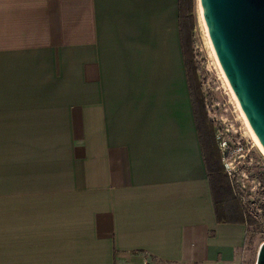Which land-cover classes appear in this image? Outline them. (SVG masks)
Returning a JSON list of instances; mask_svg holds the SVG:
<instances>
[{"label":"crops","instance_id":"1","mask_svg":"<svg viewBox=\"0 0 264 264\" xmlns=\"http://www.w3.org/2000/svg\"><path fill=\"white\" fill-rule=\"evenodd\" d=\"M215 216L177 0H0V264H240Z\"/></svg>","mask_w":264,"mask_h":264},{"label":"rangeland","instance_id":"2","mask_svg":"<svg viewBox=\"0 0 264 264\" xmlns=\"http://www.w3.org/2000/svg\"><path fill=\"white\" fill-rule=\"evenodd\" d=\"M199 9L198 0H189L187 14L196 83L204 97L205 116L214 133L213 144L222 167V181L226 180L231 188L226 201L235 199L248 221L245 257L240 264H253L257 247L264 240V230L255 227L249 218L258 223L264 220V209L259 207L264 204V154L249 132L224 73L220 72L207 42Z\"/></svg>","mask_w":264,"mask_h":264},{"label":"water","instance_id":"3","mask_svg":"<svg viewBox=\"0 0 264 264\" xmlns=\"http://www.w3.org/2000/svg\"><path fill=\"white\" fill-rule=\"evenodd\" d=\"M198 2L219 66L264 152V0ZM253 264H264V240Z\"/></svg>","mask_w":264,"mask_h":264},{"label":"trees","instance_id":"4","mask_svg":"<svg viewBox=\"0 0 264 264\" xmlns=\"http://www.w3.org/2000/svg\"><path fill=\"white\" fill-rule=\"evenodd\" d=\"M189 0H177V21L179 41L183 56V65L185 69L186 79L190 92V100L195 128L198 135L200 150L206 167L208 184L212 196V202L215 210V217L218 222H239L244 224L246 229V218H244V209L234 202L226 201L227 195H230L231 188L228 182L222 181V167L219 162V155L213 144V131H211L209 123L204 112L203 95L196 83L194 72V64L192 60V52L190 48V20L187 14ZM224 179V178H223ZM264 209V204L259 206ZM246 211V210H245ZM248 215V214H247ZM264 215V213H263ZM259 230H264V220L258 223L256 219L249 218Z\"/></svg>","mask_w":264,"mask_h":264},{"label":"bare ground","instance_id":"5","mask_svg":"<svg viewBox=\"0 0 264 264\" xmlns=\"http://www.w3.org/2000/svg\"><path fill=\"white\" fill-rule=\"evenodd\" d=\"M199 7H200V5H199ZM200 10V18H201V22H202V24H203V27H204V31H205V34H206V38H207V42H208V44H209V47H210V49H211V51H212V54H213V56H214V58H215V60H216V62H217V64H218V61H217V58H216V56H215V54H214V51H213V48H212V46H211V43H210V41H209V38H208V35H207V32H206V28H205V25H204V21H203V18H202V13H201V8L199 9ZM219 66V65H218ZM220 68V67H219ZM221 70V69H220ZM220 72H222V70L220 71ZM226 78V77H225ZM226 80V79H225ZM231 93H232V91H231ZM232 95H233V93H232ZM234 96V95H233ZM240 110V109H239ZM240 112H241V110H240ZM242 114V113H241ZM242 117H243V115H242ZM243 119H244V117H243ZM244 121H245V119H244ZM245 123H246V125H247V122L245 121ZM247 127H248V125H247ZM248 129H249V127H248ZM249 132H250V134L252 135V137L254 138V140H255V142L257 143V145L259 146V144H258V142H257V140H256V138L254 137V135H253V133H252V131L249 129ZM259 148H260V146H259ZM261 149V148H260ZM262 151V150H261ZM263 152V151H262ZM263 154H264V152H263Z\"/></svg>","mask_w":264,"mask_h":264},{"label":"built area","instance_id":"6","mask_svg":"<svg viewBox=\"0 0 264 264\" xmlns=\"http://www.w3.org/2000/svg\"><path fill=\"white\" fill-rule=\"evenodd\" d=\"M138 264H166V263H158V262H150V261H147V260H142L141 262H139ZM167 264H173V263H167Z\"/></svg>","mask_w":264,"mask_h":264}]
</instances>
